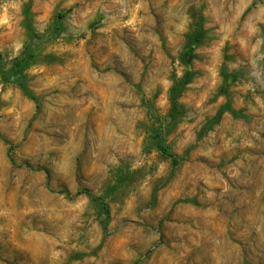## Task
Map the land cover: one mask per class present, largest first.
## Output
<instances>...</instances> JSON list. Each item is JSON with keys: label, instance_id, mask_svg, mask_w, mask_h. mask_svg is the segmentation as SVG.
<instances>
[{"label": "rangeland", "instance_id": "374dc122", "mask_svg": "<svg viewBox=\"0 0 264 264\" xmlns=\"http://www.w3.org/2000/svg\"><path fill=\"white\" fill-rule=\"evenodd\" d=\"M17 62L0 264H264V0H0Z\"/></svg>", "mask_w": 264, "mask_h": 264}, {"label": "trees", "instance_id": "16d2710c", "mask_svg": "<svg viewBox=\"0 0 264 264\" xmlns=\"http://www.w3.org/2000/svg\"><path fill=\"white\" fill-rule=\"evenodd\" d=\"M1 70V73H2V76H3V79L6 81V82H11V83H18L19 85L22 86V88L31 96L33 97L34 99H36L35 95H33L31 93V91L29 90V88L27 87L26 83H25V80H24V75H23V70L21 68V63L20 62H17L11 71H5V70ZM161 150L167 154L168 156H170L173 160V164L174 165H177L178 164V159L176 157V155L170 150L169 147L167 146H162L161 145ZM13 160V159H12ZM82 192H86L87 194L91 195L92 197H94L96 200H99L104 206H105V210H106V214L107 216H110V208L107 204V202L104 200L103 197H98V196H95L91 193V191H89L88 189H85V190H79L78 193H82Z\"/></svg>", "mask_w": 264, "mask_h": 264}]
</instances>
